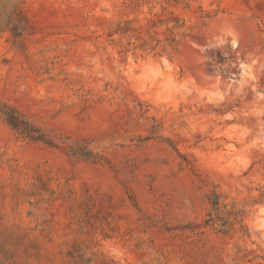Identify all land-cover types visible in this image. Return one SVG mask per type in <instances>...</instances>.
I'll list each match as a JSON object with an SVG mask.
<instances>
[{"label":"rangeland","instance_id":"1","mask_svg":"<svg viewBox=\"0 0 264 264\" xmlns=\"http://www.w3.org/2000/svg\"><path fill=\"white\" fill-rule=\"evenodd\" d=\"M0 264H264V0H0Z\"/></svg>","mask_w":264,"mask_h":264},{"label":"trees","instance_id":"2","mask_svg":"<svg viewBox=\"0 0 264 264\" xmlns=\"http://www.w3.org/2000/svg\"><path fill=\"white\" fill-rule=\"evenodd\" d=\"M7 116L8 123L13 127V129L20 131L34 141L44 142L50 144L51 142L46 138L45 135L41 134L36 128L29 125L22 117H20L16 112L9 111L3 112Z\"/></svg>","mask_w":264,"mask_h":264}]
</instances>
